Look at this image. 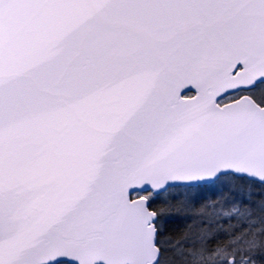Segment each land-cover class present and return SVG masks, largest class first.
Masks as SVG:
<instances>
[{
	"label": "snow or ice",
	"instance_id": "1",
	"mask_svg": "<svg viewBox=\"0 0 264 264\" xmlns=\"http://www.w3.org/2000/svg\"><path fill=\"white\" fill-rule=\"evenodd\" d=\"M0 264H264V0H0Z\"/></svg>",
	"mask_w": 264,
	"mask_h": 264
}]
</instances>
